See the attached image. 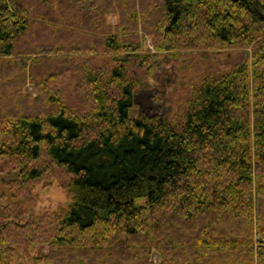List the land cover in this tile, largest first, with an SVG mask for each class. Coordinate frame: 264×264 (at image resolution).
<instances>
[{
	"label": "trees",
	"instance_id": "16d2710c",
	"mask_svg": "<svg viewBox=\"0 0 264 264\" xmlns=\"http://www.w3.org/2000/svg\"><path fill=\"white\" fill-rule=\"evenodd\" d=\"M0 175V264H264V0H0Z\"/></svg>",
	"mask_w": 264,
	"mask_h": 264
},
{
	"label": "rangeland",
	"instance_id": "374dc122",
	"mask_svg": "<svg viewBox=\"0 0 264 264\" xmlns=\"http://www.w3.org/2000/svg\"><path fill=\"white\" fill-rule=\"evenodd\" d=\"M108 19L114 22L116 20V15L111 14L108 16ZM144 44L145 47L152 50L149 37L145 38ZM181 85L182 80L179 78L175 66H165L158 62L154 67L152 77L146 82L141 83L135 90L132 106L129 110L130 114L135 115L139 110H142L150 114L160 115L168 108V104L165 102L166 97L169 96L170 93H177ZM24 90L32 94L36 92V89L31 84L24 86ZM1 176L2 175H0V192L4 191L10 193L11 190L2 181ZM8 177L9 175H4V178ZM33 192L36 200L31 206V210L34 212L46 210L52 213L69 201L65 189L58 183V180L54 176H51L47 180L37 182ZM45 249V245H38L27 251L18 250L13 257V264L18 262L31 264L29 257L32 254H40L44 252ZM152 257L157 261L158 254L156 251H153Z\"/></svg>",
	"mask_w": 264,
	"mask_h": 264
}]
</instances>
